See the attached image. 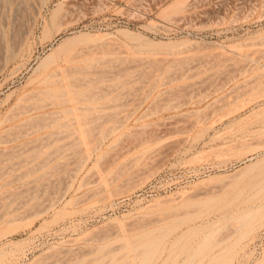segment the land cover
<instances>
[{
    "label": "rangeland",
    "instance_id": "374dc122",
    "mask_svg": "<svg viewBox=\"0 0 264 264\" xmlns=\"http://www.w3.org/2000/svg\"><path fill=\"white\" fill-rule=\"evenodd\" d=\"M71 37L86 95L37 104L35 67ZM263 158L264 0H0V264H140L173 228L143 264H261L264 217H240L264 202V163L244 171Z\"/></svg>",
    "mask_w": 264,
    "mask_h": 264
},
{
    "label": "bare ground",
    "instance_id": "6f19581e",
    "mask_svg": "<svg viewBox=\"0 0 264 264\" xmlns=\"http://www.w3.org/2000/svg\"><path fill=\"white\" fill-rule=\"evenodd\" d=\"M64 4V3H63ZM63 6V5H62ZM62 6L59 4L55 9H54V11H53V14H52V18H51V21H52V23L51 24H47V26H46V28H45V30L43 31V35L41 36V37H43L44 39H47V38H49V39H54L55 40V42H56V39H58V38H56L55 37V35L53 34L54 33V25L56 24L55 22H56V18L59 16V14H60V11L62 10ZM23 12V11H22ZM24 14V13H23ZM20 16H23V15H20ZM25 16V15H24ZM23 16V18H25ZM19 19H21L20 17H19ZM34 19V18H33ZM12 21V20H11ZM19 21V20H18ZM21 21V20H20ZM24 21V20H23ZM4 22V21H3ZM14 22V21H13ZM25 22V21H24ZM27 22V21H26ZM49 23V22H48ZM17 24H20V28L19 29H22L21 27V24L22 25H24V23H22V22H18ZM16 24V22H15V25H17ZM13 25V24H12ZM17 26H19V25H17ZM58 26V25H57ZM61 26H62V24H61ZM60 26V27H61ZM13 27V26H12ZM15 27V26H14ZM10 28H11V26H10ZM55 28H57V27H55ZM63 28V27H62ZM16 29H18V27L16 28ZM16 29H15V31H16ZM19 29H18V31H19ZM27 29V28H26ZM58 29H59V27H58ZM64 30V29H63ZM30 31V30H29ZM62 31V30H61ZM122 31H124L126 34H130V32L129 31H127V30H122ZM22 32V34L24 33L23 31H19V33H21ZM57 32H59V30H57ZM56 32V33H57ZM8 33V32H7ZM13 33H15V35H16V37L17 36H19V34L17 33V31L16 32H14V29L12 30V35H13ZM25 33H26V31H25ZM27 33H28V31H27ZM60 33V32H59ZM20 35L19 37H21V36H23V35H25V34H23V35ZM10 35H11V33H10ZM14 35V36H15ZM27 35V34H26ZM25 35V36H26ZM24 36V37H25ZM10 37H12V36H9V38ZM15 37V38H16ZM51 37V38H50ZM15 38H14V40H15ZM23 37H21L20 38V40L22 39ZM27 38V37H26ZM43 38H42V40H43ZM10 39H12V38H10ZM17 40H15L14 42H16L17 43V46H19L18 45V43H21V44H24V40H25V38H24V42L22 41V42H20L19 40H18V38H16ZM78 38L77 37H71V38H65V42H62L59 46H56V47H53V49L51 50V52H49L46 56H44V58H42V60L38 63V65L35 67V69H34V72L35 73H38L37 75H38V80L40 81V85L39 86H37L35 89H33L32 91H33V93H31V92H29L30 94H35L34 96H36L37 95V97H35L36 99L38 98V96H39V98L41 97V95H42V97H46L45 99H49V101H47V102H50V101H52V100H54L56 103H59V104H64L65 106L67 105V101H72V100H76V102L78 103V99L79 100H81L82 101V99H80L81 97L80 96H84V92H83V90L81 89V90H79L81 87L80 86H77L78 84H79V81H78V84L76 85V84H74L73 82V84L71 83V81H76V80H73L72 78L73 77H70V75L69 74H71V76H75V72L73 73V72H71V73H68V71L70 70L71 71V68L70 67H68L69 68V70L67 71V70H65L63 67H62V63L63 62H69L70 61V59L72 58L71 57V55H70V48L69 47H64L63 45H64V43H69V45L70 44H73V43H75V41L77 40ZM53 40V41H54ZM12 41H13V39H12ZM12 41H10V42H12ZM19 41V42H18ZM12 43L13 44V46L12 47H10L9 46V50H11V48H12V52H8V53H12V57H11V59L12 58H14V57H16V55H19L18 53H17V46L15 47L14 46V44L16 45V43ZM77 42V41H76ZM9 43V42H8ZM178 44V43H177ZM6 46H7V44H6ZM22 46V45H21ZM74 45H72V47H73ZM177 46V45H176ZM13 47H15V48H13ZM171 47H173V46H171ZM7 48V47H6ZM20 48L21 47H19L18 49H19V52H20ZM75 48V47H74ZM8 50V49H7ZM8 50V51H9ZM72 50V49H71ZM175 51H177V50H175ZM180 51H181V49H180ZM75 52V51H74ZM73 52V53H74ZM149 52V51H148ZM147 52V53H148ZM172 52V51H171ZM181 52H183V51H181ZM72 53V54H73ZM152 53H154V52H150L149 54H151L152 55ZM167 53V52H166ZM173 53V52H172ZM6 52H5V56H6ZM75 54V53H74ZM73 54V55H74ZM146 54V53H145ZM169 54V53H168ZM174 54V53H173ZM178 54V53H177ZM191 54V53H190ZM193 54V53H192ZM223 54V53H222ZM72 55V56H73ZM76 55V54H75ZM175 55V54H174ZM221 55V54H220ZM147 56V58H149L148 57V55H146ZM150 56V55H149ZM7 57V56H6ZM10 57V56H9ZM74 57V56H73ZM152 57H153V55H152ZM152 57H150L151 59H152ZM171 57H173V56H171ZM175 57V56H174ZM178 57V56H177ZM184 57V56H183ZM219 57H221V56H219ZM222 57H224V56H222ZM76 57H74V58H72L71 60H73V59H75ZM87 58V57H86ZM85 58V59H86ZM156 58H157V56H156ZM155 58V59H156ZM169 58V57H168ZM8 59V58H7ZM88 59V58H87ZM86 59V60H87ZM90 59V58H89ZM89 59H88V62H89V65H90V62L91 61H89ZM150 59V60H151ZM171 59V58H170ZM6 60V59H5ZM149 60V59H148ZM150 60H149V62H150ZM163 60V59H162ZM9 61V60H8ZM7 60H6V62H8ZM153 61V60H152ZM152 61L149 63V64H151L152 63ZM155 61V60H154ZM153 61V62H154ZM161 61V60H160ZM71 62H73V61H70L69 63H71ZM148 62V61H147ZM158 62V61H157ZM155 63V62H154ZM162 63V62H161ZM92 64V63H91ZM163 64V63H162ZM70 65V64H69ZM86 65V64H85ZM84 65V66H85ZM155 65V64H154ZM153 65V66H154ZM167 65V64H166ZM87 66V65H86ZM85 66V67H86ZM152 66V65H151ZM170 66V65H169ZM78 67V66H77ZM163 67V66H162ZM79 68H81L80 66H79ZM90 67H88V69L87 68H85L86 70H90L89 69ZM151 68V67H150ZM161 68V67H160ZM83 69V68H82ZM81 69V71L83 72V70ZM162 69V68H161ZM72 70L74 71V69H73V66H72ZM128 70V69H127ZM153 70V69H152ZM125 71V70H124ZM162 71H164V70H162ZM78 72V71H77ZM86 72V71H85ZM161 72V71H160ZM73 73V74H72ZM90 73V72H89ZM165 73V72H164ZM86 74V73H85ZM85 74H84V80L85 81H87V79H88V77L90 78V76H88V77H85ZM91 74V73H90ZM99 74V73H98ZM160 74V73H159ZM34 75H36V74H34ZM99 76H100V74H99ZM161 75H159V77H160ZM96 77V76H95ZM77 79H78V77H76ZM86 78V79H85ZM118 78V77H117ZM72 79V80H71ZM80 79V78H79ZM159 79V78H158ZM157 79V80H158ZM35 81H36V79H34ZM34 80H32V81H34ZM82 80V79H81ZM31 81V82H32ZM83 81V80H82ZM81 82V81H80ZM94 82V81H93ZM83 83V85H85V83H84V81L83 82H81L79 85H81ZM39 84V83H38ZM88 84V83H87ZM75 85V86H74ZM32 86H34L33 84H32ZM76 87V88H75ZM77 87H79V89H77ZM83 87V86H82ZM88 87V86H87ZM93 88V87H92ZM85 89V88H84ZM89 89V88H88ZM88 89L87 90H85V91H88ZM90 90V89H89ZM89 92V91H88ZM87 93V92H86ZM29 94V95H30ZM92 93H90V95H91ZM96 94V93H95ZM94 94V95H95ZM25 95V94H24ZM27 96H28V98H30V97H32V99H33V95L32 96H29L28 95V92H27V94H26ZM86 95V94H85ZM82 96V98H84ZM97 96V95H96ZM95 96V97H96ZM42 97L40 98V100L42 99ZM94 97V98H95ZM23 98H24V96H23ZM34 98V99H35ZM52 98V100H50ZM85 98H89V97H85ZM92 98H93V96H92ZM25 99H27V98H24V100ZM31 99V98H30ZM36 99H35V101H36ZM44 99V98H43ZM44 99V100H45ZM96 99V98H95ZM28 100V99H27ZM39 99H38V101L40 102V103H37V104H44V103H46V101H40ZM92 100V99H91ZM32 101H34V100H32ZM31 101V102H32ZM90 101V100H89ZM88 101V102H89ZM28 102V101H27ZM43 102V103H42ZM76 102H74V104L76 103ZM86 102V101H85ZM84 102V103H85ZM87 102V103H88ZM94 102H95V100H94ZM26 103V102H25ZM51 103V105H52V103L53 102H50ZM68 103H70V102H68ZM73 103V102H72ZM80 103V102H79ZM81 103H83V102H81ZM92 103V102H91ZM49 104V103H48ZM47 103L46 104H44V105H48ZM54 104V103H53ZM22 106H23V104H21ZM21 105H20V107H21ZM26 105V104H25ZM25 105H24V107H25ZM33 103H31V105H30V102H29V105H27V106H31V107H33V106H35L36 105V103H35V105H33ZM44 105H43V107H44ZM50 105V104H49ZM86 105V104H85ZM96 105V104H95ZM26 106V107H27ZM36 106H39V105H36ZM35 106V107H36ZM57 106H60V105H57ZM72 106V105H71ZM79 106V105H78ZM77 106V107H78ZM83 106V105H82ZM18 107H19V105H18ZM35 107H33V108H35ZM76 107V105H74V107H72V109H70V111L69 112H71V110L73 111V112H78V110L77 109H79V108H77ZM80 107V106H79ZM95 107V106H94ZM22 108V107H21ZM37 108H41V105L39 106V107H37ZM62 108H63V106H62ZM62 108H61V110H62ZM66 108H68V107H66ZM70 108V107H69ZM26 109V108H25ZM30 109V108H29ZM81 109H82V107H81ZM81 109H79V112H80V110ZM87 109H88V106H87ZM19 110H20V108H19ZM23 110V109H22ZM67 110V109H66ZM65 110V111H66ZM69 110V109H68ZM84 110V109H83ZM25 111V110H24ZM29 111V110H28ZM82 111V110H81ZM23 112V111H22ZM21 112V113H22ZM31 112V111H30ZM52 112V111H51ZM55 112V111H54ZM53 112V113H54ZM59 112H61V111H59ZM71 113V114H74V113ZM78 112V113H79ZM83 112V111H82ZM24 113V112H23ZM27 113V112H26ZM77 113V114H78ZM81 113V112H80ZM84 113H85V110H84ZM34 114V113H33ZM52 114V113H51ZM50 114V115H51ZM60 114H62V113H60ZM60 114H58V116H60ZM66 114H67V112H66ZM66 114H63V115H66ZM43 115V114H42ZM44 115H47V114H44ZM62 115V116H63ZM81 116H82V114H80ZM37 116V115H36ZM48 116H49V112H48ZM47 116V117H48ZM57 116V117H58ZM74 116H76V113L74 114ZM78 116V118H79V115H77ZM84 116V115H83ZM46 117V119H48ZM61 117V116H60ZM68 117V116H67ZM66 117V118H67ZM30 118H33V116L32 117H30ZM29 118V119H30ZM39 118V117H38ZM38 118H35L36 120H38ZM52 119H53V117H51ZM50 118V119H51ZM62 118V117H61ZM60 118V119H61ZM81 118V117H80ZM40 119V118H39ZM59 119V118H58ZM57 118L55 119L56 120V122H57V120H58ZM41 120H42V118H41ZM41 120H39L40 122H41ZM64 121H65V119H63ZM31 121V120H30ZM44 121V120H43ZM42 121V122H43ZM76 121V120H75ZM83 121V120H82ZM23 122V121H22ZM34 122V120L32 121V123ZM38 122V121H37ZM50 122V121H49ZM49 122H48V124H49ZM51 122H52V120H51ZM50 122V123H51ZM54 122V121H53ZM53 122H52V124H53ZM65 122H67V119H66V121ZM78 122V121H77ZM31 123V125H33ZM35 123V122H34ZM46 122H44V124H45ZM62 123V122H61ZM37 124V123H36ZM40 124V123H39ZM38 124V125H39ZM52 124H50V125H52ZM84 124V123H83ZM23 125V124H22ZM38 125H35L34 127H39L40 128V126H38ZM42 125H43V123H42ZM56 125H58V124H56ZM55 125V126H56ZM60 125V124H59ZM58 125V126H59ZM24 126H25V124H24ZM61 126V125H60ZM29 127V126H28ZM31 127H33V126H31ZM33 127V128H34ZM42 127V126H41ZM45 127H48V125L47 126H45ZM53 127V126H52ZM66 127V126H65ZM9 128V127H8ZM51 128V127H50ZM64 128V127H63ZM67 128H68V126H67ZM37 129V128H36ZM42 129V128H41ZM52 129V128H51ZM79 129V128H78ZM80 129H82V128H80ZM83 129H84V127H83ZM26 130V129H25ZM58 130H59V128H58ZM35 130L33 129V132H34ZM51 131V130H50ZM49 131V132H50ZM61 132H63V130H60ZM59 131V132H60ZM81 131H83V130H81ZM80 131V132H81ZM16 132V131H15ZM26 132H27V130H26ZM58 132V131H57ZM56 132V133H57ZM58 132V133H59ZM69 132V131H68ZM84 132V131H83ZM83 132H81V133H79V130H78V132L77 133H79V135H80V139L83 141L84 140V138H85V140H86V138L87 137H85L84 136V133ZM46 133H48V132H46ZM58 133H57V135H58ZM67 133V132H66ZM86 133V132H85ZM51 134V133H50ZM27 135V134H26ZM29 135H30V133H29ZM48 135V134H47ZM53 135H54V133H53ZM73 135V134H72ZM28 136V135H27ZM40 136V135H39ZM50 136V135H49ZM77 136V135H76ZM19 138H20V135H19ZM39 138V137H38ZM41 138V137H40ZM53 138V137H52ZM60 139H61V137H59ZM70 138V137H69ZM68 138V139H69ZM74 138V137H73ZM37 139V138H36ZM42 139V138H41ZM40 139V140H41ZM80 139H78L79 141H80ZM88 139V138H87ZM2 140V139H1ZM84 140V142H86ZM36 141V140H35ZM47 141H49V140H47ZM68 141V140H67ZM88 141V140H87ZM22 142V141H21ZM41 142V141H40ZM43 142V141H42ZM57 142H58V140H57ZM56 142V143H57ZM78 142V141H77ZM81 142V141H80ZM84 142H81V143H84ZM48 143V142H47ZM50 143V142H49ZM76 143V142H75ZM22 144V143H21ZM45 144V143H44ZM79 144V143H78ZM85 144V143H84ZM83 144V145H84ZM35 145V144H34ZM43 145V144H42ZM41 145V146H42ZM46 145V144H45ZM44 145V146H45ZM48 145V144H47ZM53 144H51V146H52ZM81 145V144H80ZM87 145V144H86ZM50 146V147H51ZM55 146V145H54ZM57 146V145H56ZM60 146V145H59ZM62 146V145H61ZM47 147V146H46ZM49 147V148H50ZM87 148H88V146H86ZM42 148V147H41ZM52 148V147H51ZM67 148V147H66ZM25 149V148H24ZM30 149V148H29ZM43 149H45V148H43ZM43 149H41L42 151H45V150H43ZM47 149H48V147H47ZM55 149V148H54ZM28 150V149H27ZM40 150V151H41ZM24 152H25V150H23ZM53 151V150H52ZM55 151H56V149H55ZM54 151V152H55ZM65 151V150H64ZM33 152H34V150H33ZM39 152V151H38ZM66 152V151H65ZM89 152V151H88ZM48 153V152H47ZM46 153V154H47ZM24 154V153H23ZM27 154V153H26ZM44 154V153H43ZM51 154V153H50ZM55 154V153H54ZM64 154V153H63ZM31 155H33V153L31 154ZM26 156V155H25ZM24 156V157H25ZM51 156V155H50ZM27 157V156H26ZM35 157H38V156H35ZM47 157V156H46ZM45 157V158H46ZM66 157V156H65ZM29 158V157H28ZM33 158V157H32ZM43 158V157H42ZM41 158V159H42ZM54 158V157H53ZM31 159V158H30ZM39 159V158H38ZM64 159V158H63ZM35 160V159H34ZM50 160V159H49ZM66 160V159H65ZM32 161V160H31ZM44 161V160H43ZM28 162V161H27ZM29 163H31V162H29ZM37 163V162H36ZM260 163H264V158L263 159H261V160H258V161H256V162H253V163H250V164H248L247 166H246V168L244 169V171H247V170H250V169H252V168H255V166H257L258 164H260ZM38 164V163H37ZM49 164V163H48ZM25 165V164H24ZM44 166V165H43ZM259 166V165H258ZM40 167V166H39ZM39 167H38V169H39ZM33 168V167H32ZM42 168V167H41ZM41 168H40V170H41ZM50 168V167H49ZM63 168V167H62ZM61 168V169H62ZM58 169V168H57ZM36 169H34V171H35ZM44 171V170H43ZM48 171V170H47ZM37 172V171H36ZM45 172V171H44ZM51 172H52V168H51ZM32 173V172H31ZM41 173V172H40ZM49 173V172H48ZM33 174V173H32ZM37 174H38V172H37ZM53 174V173H52ZM48 175V174H47ZM40 178V177H39ZM48 178V177H47ZM262 200V199H261ZM261 202V201H260ZM255 206V205H254ZM264 207V202H261L258 206H255V207H252L251 209L249 208V209H247V211L246 212H244L243 214H242V216L240 217V219H241V224L240 225H242V226H244V225H246V227L248 228V231L250 232V231H252L253 230V228H254V224H256L255 222L256 221H258V220H260L261 221V219L264 217V214L263 213H261L260 215H258L257 216V212H259L260 210H261V208H263ZM259 222V221H258ZM257 222V223H258ZM242 226H239V227H242ZM175 228H173V229H166L164 232H162V234L160 235V237L159 238H157V239H150L149 241L147 240V244L145 243H142L141 242V246H142V244H144V245H146L147 247L146 248H143V246L141 247V248H143L142 250H148V251H146V255L145 256H143L144 254H142L141 256L142 257H144L145 259L147 258V260H152L153 259V257L158 253V251H159V249H160V244H161V242L169 235V232L170 231H172V230H174ZM194 231H195V229H194ZM194 231H192V232H194ZM247 231V230H246ZM183 237V236H182ZM181 236H180V238H178V236H177V239H176V243L178 244V241L182 238ZM182 240V239H181ZM128 243H130L129 241H127ZM125 243V246H128L129 247V244L128 243ZM175 242H172V244L174 243V244H176ZM180 242V241H179ZM171 244V243H170ZM176 244V245H177ZM175 245V246H176ZM130 246H131V244H130ZM138 246V248L140 247V243H139V245H137ZM172 246V245H171ZM132 247V246H131ZM130 247V249H133V247H135V246H133L132 248ZM164 247H166L165 245H164ZM178 247V246H177ZM125 248H127V247H125ZM136 248V247H135ZM138 248H136L137 250H136V252L140 249H138ZM172 248H174V246L172 247ZM171 248V249H172ZM128 249V248H127ZM130 249H128L129 251H131ZM168 249V248H167ZM170 248L168 249V250H171ZM126 250V249H125ZM135 250V249H134ZM131 251V253L130 254H133L135 251ZM164 251V250H163ZM167 251V250H166ZM174 251H176V250H174ZM174 251H173V249H172V252H171V255H173L172 253H174ZM124 252V251H123ZM133 252V253H132ZM140 251H138V254L137 255H139V254H141V253H143L142 251L139 253ZM160 252H162V251H160ZM168 252V251H167ZM125 254L127 253V251L126 252H124ZM169 253H170V251L168 252V255H169ZM160 254V253H159ZM176 254H178V253H176ZM218 255L217 256H215L214 257V255L213 256H210V257H212V259H214V260H210V261H212V262H214L215 264H222L223 262V264H225V262H226V260H225V257H221V255H219V253H217ZM222 255H223V253H221ZM135 255V253L133 254V256ZM216 255V254H215ZM224 255H227V253H224ZM223 255V256H224ZM95 256V255H94ZM123 256H125L124 258H126V256H129V254H126V255H124L123 254ZM136 256V255H135ZM140 256V255H139ZM138 256V257H139ZM159 257H160V255H158ZM162 256V255H161ZM170 256V255H169ZM168 256V257H169ZM137 257V256H136ZM141 257V258H142ZM167 257V258H168ZM214 257V258H213ZM96 258H98V256L97 257H95V259ZM112 258V257H111ZM114 258V257H113ZM133 257H131V259H132ZM135 258V257H134ZM134 258H133V261L135 262L136 261V259L134 260ZM143 258V260L141 259V261H142V263H140V264H143V262L145 261V259ZM101 259V258H100ZM116 259V258H115ZM129 259V257H127L126 259H125V263H127V264H129L128 262H127V260ZM82 260V259H81ZM130 260V259H129ZM146 260V261H147ZM167 260V259H166ZM190 260H192V258L190 259ZM189 260V261H190ZM228 260V259H227ZM229 260H230V257H229ZM91 261V260H90ZM89 261V262H90ZM94 260H93V258H92V264H97V263H99V262H97L98 261V259H97V261L95 260L94 262H93ZM100 261V260H99ZM102 261V260H101ZM131 261V260H130ZM133 261H131V263L133 262ZM145 261V262H146ZM76 262V261H75ZM151 262V261H150ZM150 262H148L147 261V263H150ZM212 262H209V260L207 261V263L208 264H211ZM87 263V262H86ZM124 263V264H125ZM139 263V262H138ZM260 263V262H259ZM60 264V263H59ZM63 264V263H62ZM71 264H73V262L71 263ZM75 264H78V263H75ZM88 264V263H87ZM99 264H101V263H99ZM104 264V263H103ZM122 264V263H121ZM137 264V263H136ZM162 264H163V262H162ZM172 264V263H171ZM174 264V263H173ZM213 264V263H212ZM261 264H264V261L261 263Z\"/></svg>",
    "mask_w": 264,
    "mask_h": 264
},
{
    "label": "built area",
    "instance_id": "2783aa9c",
    "mask_svg": "<svg viewBox=\"0 0 264 264\" xmlns=\"http://www.w3.org/2000/svg\"><path fill=\"white\" fill-rule=\"evenodd\" d=\"M97 1H103V0H97ZM184 28H185L184 26L182 28L177 27V26H172V30L171 31H173V32L183 31V30H185Z\"/></svg>",
    "mask_w": 264,
    "mask_h": 264
}]
</instances>
